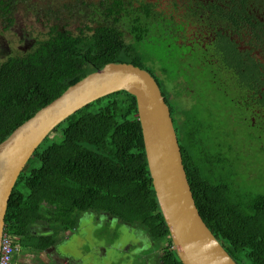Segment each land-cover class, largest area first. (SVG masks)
<instances>
[{
    "label": "trees",
    "instance_id": "trees-1",
    "mask_svg": "<svg viewBox=\"0 0 264 264\" xmlns=\"http://www.w3.org/2000/svg\"><path fill=\"white\" fill-rule=\"evenodd\" d=\"M15 4V0H0V18L8 22L6 27L13 24ZM81 6L83 10L67 7L68 14L86 23L76 34L59 25L50 26L48 39L31 52L0 63V143L91 73L110 64H132L152 76L173 122L177 116L183 118L174 129L203 222L236 264H264L262 172H252L253 177L241 172L247 158L233 147L229 121L204 122L199 105L179 110L164 80L146 65L148 43L152 42L162 45V59L154 62L166 61L163 66L159 63L164 72L172 74L181 66V59L173 55L178 45L169 29L170 20H161L149 6L136 13L131 9L132 40L126 42L120 15L128 11L122 0L99 6L81 2ZM64 10L55 13L47 9L43 19L50 20L51 13L61 16ZM191 16L211 34L193 57L217 60L224 78L233 83L231 96L217 92L229 104L239 103L235 107L240 125L237 131L243 128L256 140L253 131H245L242 118L250 115L255 128L264 130V0L196 1ZM189 49L185 43L179 57ZM169 64L171 69L165 70ZM137 114L135 96L119 91L91 102L49 133L10 194L4 232L15 246L42 252L61 240V232L75 230L80 215H98L119 228H132L137 238L146 234L157 245L165 244L158 260L148 263L182 264L160 212ZM46 142L49 144L44 146ZM34 226L45 228V233L34 234ZM111 231L110 237L120 234Z\"/></svg>",
    "mask_w": 264,
    "mask_h": 264
},
{
    "label": "rangeland",
    "instance_id": "rangeland-1",
    "mask_svg": "<svg viewBox=\"0 0 264 264\" xmlns=\"http://www.w3.org/2000/svg\"><path fill=\"white\" fill-rule=\"evenodd\" d=\"M16 4L13 10V24L6 27L8 22L0 18V63L11 56H22L31 52L39 42L48 39L49 27L59 25L61 28L76 34L78 27L86 24L79 16L68 14L67 7L71 9L83 10L81 2L86 4L98 5L100 3H113L114 0H15ZM127 13H121L122 22L120 30L124 34V40L129 42L132 36L129 33L131 22L130 10L134 13L140 11L143 6H149L152 13L161 17V20L169 19V29L173 31V36L177 37L176 47L173 55L180 58L181 66L172 74H167L162 70L166 61L154 62L156 59H162V45L148 43L150 48L147 54L148 61L146 65L153 67L155 73L163 79L168 92L173 101L177 103L181 111H189L197 108L199 105L201 112L199 117H203L204 122L229 121V127L232 130L230 139L235 149L243 151L246 160L241 164V172L248 173L250 177L260 171L262 172V183L264 184V130L255 128V120L250 115H243L245 131H253L256 140L250 139L240 128L239 121L235 116L238 112L235 107L239 104H229L226 98L221 94L224 91L227 96L232 95V82L224 78V72L219 69V63L216 59L201 57L199 60L194 58V52L202 45L205 40L211 38L204 27L196 24L195 18L191 16L194 10L195 2L203 0H122ZM65 8V10H64ZM50 9L52 12L64 10L61 16H54L51 13L50 20L43 19L42 14ZM74 16V17H73ZM204 31V34L201 32ZM189 46L184 56H180L184 44ZM246 39L240 42L243 48ZM147 46V45H146ZM178 48V49H177ZM192 50V51H191ZM165 57L169 55L164 52ZM260 58V55H258ZM160 58V59H159ZM169 70V65H165ZM208 68L210 76H208ZM171 69V68H170ZM229 84L230 86H224ZM247 99V98H245ZM241 100L242 102L245 100ZM178 120L174 125L182 121V117L177 116ZM173 120V119H172ZM252 135V134H251ZM52 136V135H51ZM49 142L44 144L47 145ZM259 156V159H258ZM247 162L249 169H247ZM246 170V171H245ZM249 170V171H247ZM254 172V173H252ZM236 181H239L236 178ZM162 214V213H161ZM100 216L103 214H99ZM159 213L156 214L158 217ZM94 216V217H93ZM80 215L78 226L73 231L61 232L60 240L57 243V249L62 257H66L71 264L78 262L80 264H151L148 260L158 258L163 254L165 244L157 245L146 234H141L137 238L132 228L122 229L113 222L99 218L98 215ZM100 220H99V219ZM98 219V220H97ZM34 234L45 233V228L34 226ZM119 233V236L108 235V231ZM119 238V239H118ZM119 242H118V241ZM68 244V249L65 244ZM124 243L125 245H122ZM131 245V247H127ZM90 261V263L88 262ZM16 264H60L55 260H49L43 252H33L30 249L18 247L15 256ZM61 264H66L62 262Z\"/></svg>",
    "mask_w": 264,
    "mask_h": 264
},
{
    "label": "water",
    "instance_id": "water-1",
    "mask_svg": "<svg viewBox=\"0 0 264 264\" xmlns=\"http://www.w3.org/2000/svg\"><path fill=\"white\" fill-rule=\"evenodd\" d=\"M119 91L135 96L148 170L182 264H236L197 210L174 122L158 85L149 73L126 63L106 65L70 86L0 143V240L10 194L38 146L69 116Z\"/></svg>",
    "mask_w": 264,
    "mask_h": 264
},
{
    "label": "built area",
    "instance_id": "built-area-1",
    "mask_svg": "<svg viewBox=\"0 0 264 264\" xmlns=\"http://www.w3.org/2000/svg\"><path fill=\"white\" fill-rule=\"evenodd\" d=\"M17 252L18 246L14 245L13 238L4 232L0 240V264H16Z\"/></svg>",
    "mask_w": 264,
    "mask_h": 264
},
{
    "label": "flooded vegetation",
    "instance_id": "flooded-vegetation-1",
    "mask_svg": "<svg viewBox=\"0 0 264 264\" xmlns=\"http://www.w3.org/2000/svg\"><path fill=\"white\" fill-rule=\"evenodd\" d=\"M94 217V216H93ZM99 219V218H98ZM97 219V220H98ZM101 219H103L101 217ZM100 220V219H99ZM62 241V240H61ZM67 244V243H65ZM57 244L54 245V246H51L50 248L48 249H45L43 250L42 252L46 254V256L48 257V259L51 261V260H55V262H60V264L62 262H66V264H71L70 261H68V259L66 257H62L61 256V253L58 251L57 249ZM66 248L68 249V244L66 245ZM40 253V252H39ZM88 262L90 263V261L88 260ZM73 264H80L78 262H74Z\"/></svg>",
    "mask_w": 264,
    "mask_h": 264
}]
</instances>
